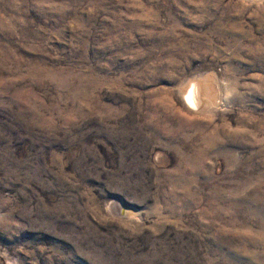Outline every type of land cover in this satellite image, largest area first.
I'll return each instance as SVG.
<instances>
[{"label": "rangeland", "instance_id": "obj_1", "mask_svg": "<svg viewBox=\"0 0 264 264\" xmlns=\"http://www.w3.org/2000/svg\"><path fill=\"white\" fill-rule=\"evenodd\" d=\"M0 264H264V0H0Z\"/></svg>", "mask_w": 264, "mask_h": 264}, {"label": "bare ground", "instance_id": "obj_2", "mask_svg": "<svg viewBox=\"0 0 264 264\" xmlns=\"http://www.w3.org/2000/svg\"><path fill=\"white\" fill-rule=\"evenodd\" d=\"M201 90H202V88H201ZM201 90H200V85H199L198 82L195 81V82L192 83L190 89L188 90V92L185 95V98H186V101L188 102V104L193 105V106H197V105L199 106V104H202L203 103V102L200 103V101L202 100L201 94H200L201 93ZM117 207H118V204L115 203V202H113L112 205H111V208H113V210L120 209V207H118V208Z\"/></svg>", "mask_w": 264, "mask_h": 264}]
</instances>
